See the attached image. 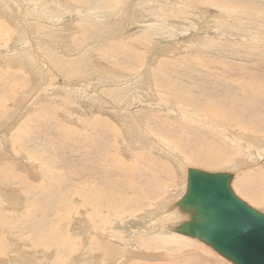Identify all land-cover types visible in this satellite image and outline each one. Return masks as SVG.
I'll return each instance as SVG.
<instances>
[{
	"label": "rangeland",
	"instance_id": "obj_1",
	"mask_svg": "<svg viewBox=\"0 0 264 264\" xmlns=\"http://www.w3.org/2000/svg\"><path fill=\"white\" fill-rule=\"evenodd\" d=\"M49 3L0 0V264H232L158 229L190 169L264 214V0Z\"/></svg>",
	"mask_w": 264,
	"mask_h": 264
},
{
	"label": "water",
	"instance_id": "obj_2",
	"mask_svg": "<svg viewBox=\"0 0 264 264\" xmlns=\"http://www.w3.org/2000/svg\"><path fill=\"white\" fill-rule=\"evenodd\" d=\"M231 173L188 170L187 189L177 203L187 214L175 232L196 239L232 264H264V214L240 199Z\"/></svg>",
	"mask_w": 264,
	"mask_h": 264
},
{
	"label": "bare ground",
	"instance_id": "obj_3",
	"mask_svg": "<svg viewBox=\"0 0 264 264\" xmlns=\"http://www.w3.org/2000/svg\"><path fill=\"white\" fill-rule=\"evenodd\" d=\"M31 2H32V0H30ZM42 1H44V0H42ZM49 1L50 0H46V2H48L49 3ZM65 1V0H64ZM202 1H204V0H202ZM60 2V1H59ZM27 3V2H26ZM43 3V2H42ZM66 3V2H65ZM6 5V4H5ZM11 5V4H10ZM32 5L34 6H36L37 8V10L40 8V7H42V4H38V3H36V4H34V3H32ZM49 5H50V3H49ZM205 5H206V3H205ZM13 6V5H12ZM30 6V8L32 7L31 5H29ZM46 6V5H45ZM102 6V5H101ZM18 7V6H17ZM64 7H65V5H64ZM64 7H63V9H64ZM5 8V7H4ZM18 10V9H17ZM34 10V9H33ZM41 10V9H40ZM59 10V9H58ZM99 10V9H98ZM105 10V9H104ZM47 11H48V13H49V10L47 9ZM32 12V11H31ZM10 13V12H9ZM12 13H13V11H12ZM33 13H34V11H33ZM36 13V12H35ZM59 13V12H58ZM63 13H64V11H63ZM42 14H43V17H49L50 19H52V22H57V24L58 25H63L64 23V21L62 22V17L63 16H61L60 18H58V17H55L54 19H53V16L50 14L49 16H46V14H45V11H42ZM61 14V13H60ZM134 18H135V20H137V21H140V19H141V17H140V15H138V14H136V15H134ZM34 19V18H33ZM29 20V19H28ZM65 20V19H64ZM37 21V20H36ZM35 21V22H36ZM42 21V20H41ZM45 21V20H44ZM34 22V24H35V26H36V23ZM38 22V21H37ZM66 22V21H65ZM144 22H146V21H144ZM28 23H29V21H28ZM30 23H32V22H30ZM147 23V22H146ZM145 23V24H146ZM33 24V23H32ZM39 24V23H38ZM40 24H43V23H40ZM51 24V23H50ZM45 25V24H44ZM43 25V26H44ZM66 25H68V23L66 24ZM70 25V24H69ZM71 25H73V24H71ZM89 25V24H88ZM32 25H30V27H31ZM54 26V25H53ZM56 26V25H55ZM151 26V25H150ZM17 27V26H16ZM38 27V26H37ZM40 27H42L41 25H40ZM59 27V26H58ZM63 27V26H62ZM65 27V26H64ZM70 27V26H69ZM3 28H5V27H3ZM32 28V27H31ZM44 28H45V26H44ZM47 28V27H46ZM55 28V27H54ZM61 28V27H60ZM67 28V27H66ZM72 27H70V29H71ZM6 29V31H7V27L5 28ZM50 29V28H49ZM62 29H64V28H62ZM36 30V29H35ZM205 30V29H204ZM55 31V30H54ZM58 31V30H57ZM36 32V31H35ZM3 33V32H2ZM18 33V32H17ZM21 33V32H20ZM9 33H7V35H8ZM32 34H34L33 32H32ZM13 35V34H12ZM31 35V34H30ZM33 36V35H32ZM35 36V35H34ZM62 36V35H61ZM182 36V35H181ZM11 37H13V36H11ZM36 37V36H35ZM180 38V37H179ZM26 39V38H25ZM163 39V38H162ZM154 40V39H153ZM10 42H11V40H10ZM47 42V41H46ZM18 43V42H17ZM29 43V42H28ZM27 43V44H28ZM5 44V43H4ZM160 44H162V43H160ZM164 44H165V41H164ZM164 44H162V45H164ZM178 44V43H177ZM29 45V44H28ZM6 46V45H5ZM24 46V45H23ZM36 46V45H35ZM159 46V45H158ZM12 47V46H11ZM18 47V46H17ZM160 47H161V45H160ZM159 47V48H160ZM165 47V49H166V46H164ZM22 48V47H21ZM39 48V47H38ZM158 48V49H159ZM162 48V47H161ZM168 48V47H167ZM14 49V48H13ZM32 49V48H31ZM54 49V48H53ZM163 49V48H162ZM51 50V49H50ZM164 50V49H163ZM54 51H56L55 49L52 51V53H53V55H51V56H48V61H50L51 60V62H54L53 63V65L54 66H56V65H58L59 64V58L58 57H56L57 55L55 54V57H54ZM161 51V50H160ZM159 51V52H160ZM47 52H49V51H47ZM56 53H60V51H57ZM34 54V53H33ZM50 54V53H49ZM48 54V55H49ZM38 56H40V55H38ZM54 58H57L56 60H54ZM34 60L35 58H32L31 57V60ZM32 60V61H33ZM42 60V59H41ZM13 61V60H12ZM37 60H35V62H33L34 64H36L37 66H39V62L37 61ZM56 61V62H55ZM50 62V63H51ZM36 69V68H35ZM41 72H43V73H45V71H42L41 70ZM39 73H40V71H39ZM39 75V74H38ZM121 75V74H120ZM39 77V76H38ZM122 77V76H121ZM41 77H39V79H40ZM135 82V81H134ZM63 83V82H62ZM60 84V83H59ZM64 84V83H63ZM134 84V83H133ZM80 85H82V83L80 84ZM190 87V86H189ZM122 88V87H121ZM146 88V87H145ZM81 89V88H80ZM128 89V88H127ZM186 90V89H185ZM90 91V90H89ZM183 91V90H182ZM96 92V91H95ZM184 92V91H183ZM186 92V91H185ZM139 96L141 95V96H144V94H146L145 92H142V93H140V90H139ZM95 94V93H94ZM172 94V93H171ZM182 96H183V94H182ZM181 98V97H180ZM145 99V98H144ZM177 99H178V97H177ZM144 102H145V100H144ZM177 102V101H176ZM114 103V102H113ZM178 103V102H177ZM182 103V102H181ZM114 105V104H113ZM145 113V112H144ZM136 118H138V119H140L141 118V112H138L136 115ZM138 121V120H137ZM259 122V121H258ZM254 123H255V121H254ZM139 125V124H138ZM260 127H255V131H257V129H258V131L260 130L259 129ZM263 129H264V126H263ZM253 130V128L251 129V131ZM261 130H262V128H261ZM250 131V132H251ZM262 132V131H261ZM264 132V131H263ZM148 135H151V132H150V130L149 131H147L146 132ZM153 133H155V132H153ZM158 133V132H157ZM253 133H254V131H253ZM259 134V133H258ZM243 136V135H242ZM253 136V135H252ZM259 135H257V137H258ZM263 136H264V134H263ZM141 137V136H140ZM231 137V136H230ZM256 137V138H257ZM244 139V138H243ZM249 139V138H248ZM255 139V138H254ZM232 141V140H231ZM161 142V141H160ZM233 142V141H232ZM257 143H259L258 142V140L256 141ZM237 143V142H236ZM244 143H245V140H244ZM168 144H170V143H168ZM168 144H166V143H164V145H165V147H166V151H162L163 152V154H165V155H167V156H172V157H178L179 155H180V153H178L177 152V150L176 149H173L170 145H168ZM164 145H162L161 147L163 148V146ZM244 145V144H243ZM227 146V145H226ZM249 146H250V144H249ZM246 147H247V145H246ZM227 148H231V147H229V145H228V147ZM236 148H237V146H236ZM243 148H245V147H243ZM249 147H247V149H248ZM247 149H244V150H247ZM251 149V148H250ZM188 150V149H187ZM235 150V149H234ZM253 150H256L255 152H256V154H254L255 155V159H256V162H258V163H262V161H263V157H264V146H260V144L259 145H256V148H254V149H252V152H253ZM230 151V150H229ZM183 152V151H182ZM239 152V154H241L240 153V151H238ZM217 153V152H216ZM215 153V154H216ZM219 153V152H218ZM230 153V152H229ZM232 153H233V151H232ZM250 153V152H249ZM220 154V153H219ZM225 154V153H224ZM233 154H235V151H234V153ZM239 154H237V155H239ZM201 155V154H200ZM242 155V154H241ZM248 155V154H247ZM161 156V155H160ZM196 156V155H195ZM194 156V157H195ZM208 156V155H207ZM206 156V157H207ZM216 156H218L219 157V155L217 154ZM216 156H214L215 158H216ZM229 156V155H228ZM166 157V156H165ZM198 157V156H197ZM197 157H195V159L197 158ZM201 157V156H200ZM200 157H198V158H200ZM204 157H205V155H204ZM211 157V156H210ZM239 157V156H238ZM163 158H164V156H163ZM183 159H181L180 161L181 162H183V161H186V156H183L182 157ZM190 158V157H189ZM188 158V160H191V159H189ZM213 158V157H212ZM242 158V157H241ZM250 158V157H249ZM171 159V158H170ZM206 159V158H205ZM222 159V158H221ZM221 159H220V161H221ZM198 160V159H197ZM212 160V159H211ZM211 160L209 161V163H212V164H214L213 162H211ZM215 160V159H214ZM218 161H219V159H217ZM247 160V159H246ZM163 161H164V159H163ZM202 161V160H201ZM204 161V160H203ZM223 161V160H222ZM174 162V161H173ZM176 163V162H175ZM185 163V162H184ZM222 163V162H221ZM163 164V163H162ZM220 164V163H219ZM223 164V163H222ZM138 166V165H137ZM168 166V165H167ZM162 167H163V165H162ZM163 168H165V169H167L166 167H163ZM172 169V168H171ZM110 170H111V168H110ZM168 170V169H167ZM169 170H170V168H169ZM198 170V169H197ZM164 171V170H163ZM162 171V172H163ZM166 171V170H165ZM170 171H172V170H170ZM188 171V170H187ZM111 172V171H110ZM123 172V171H122ZM159 172H161V171H159ZM167 172V171H166ZM166 172H164V173H166ZM168 173H171V172H168ZM172 174V173H171ZM170 174V175H171ZM174 174V173H173ZM166 175V174H165ZM158 176V175H157ZM173 177V176H172ZM142 178V177H141ZM157 178V177H156ZM234 178H235V175H234ZM142 179H144V178H142ZM154 180V179H153ZM158 180V179H157ZM117 181V180H116ZM119 181V180H118ZM159 181V180H158ZM157 181V182H158ZM106 183V182H105ZM104 183V184H105ZM109 184V183H108ZM233 184V183H232ZM140 188V187H139ZM141 189V188H140ZM166 189V188H165ZM153 202V201H152ZM167 202H169V201H167ZM135 205V204H134ZM176 206V207H175ZM175 206H173L172 207V209L171 210H175V209H177L178 210V213L180 214V215H182V216H184V217H186V219L187 220H185V221H188V216H187V214H184L180 209H179V207L177 206V205H175ZM166 210H167V208L165 207V208H163V209H161V212H160V214H158V215H156V216H154L153 218H152V220L150 219L149 220V222L148 221H146V222H144L143 224H144V228L145 227H147V226H155L156 225V222L158 221V220H160V218L161 217H163V216H165V214H166ZM177 217V216H176ZM147 218V217H146ZM179 218V217H178ZM177 220V219H176ZM174 221V220H173ZM134 224V223H133ZM159 224V223H158ZM137 225V224H136ZM159 225H161V224H159ZM158 225V226H159ZM180 224H178V225H174V226H168V227H164V228H162V229H158V231L160 232V233H163L164 234V232H168V230L170 231V232H172V233H174V234H171V241L172 242H175V243H177V244H179L180 245V243H184V244H190V243H192V240H191V238H189V237H185V236H182V235H179V234H177L176 232H175V229L179 226ZM143 226V225H142ZM168 229V230H167ZM147 230V229H146ZM155 230V228L154 227H151V228H149V231H147L148 233L150 232V231H154ZM157 231V230H156ZM157 231V232H158ZM155 232V231H154ZM139 233V232H138ZM108 234V233H107ZM167 234V233H166ZM166 236V235H165ZM157 238V237H156ZM165 238V237H164ZM189 238V239H188ZM167 239L168 240H170V237H169V235L167 236ZM168 240H166L167 241V243H169L168 242ZM193 240H196V239H193ZM162 241V240H161ZM198 241V240H197ZM162 243V242H161ZM165 243V242H164ZM202 243V242H201ZM204 244V243H203ZM205 245V244H204ZM134 247H135V245H133ZM138 246V245H137ZM185 246V245H184ZM187 246V245H186ZM207 246V245H206ZM132 249V248H131ZM133 250V249H132Z\"/></svg>",
	"mask_w": 264,
	"mask_h": 264
}]
</instances>
